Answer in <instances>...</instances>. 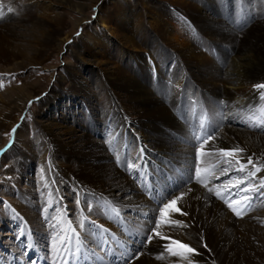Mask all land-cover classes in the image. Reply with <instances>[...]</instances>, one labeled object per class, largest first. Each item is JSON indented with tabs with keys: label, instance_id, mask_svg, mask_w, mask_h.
<instances>
[{
	"label": "bare ground",
	"instance_id": "obj_1",
	"mask_svg": "<svg viewBox=\"0 0 264 264\" xmlns=\"http://www.w3.org/2000/svg\"><path fill=\"white\" fill-rule=\"evenodd\" d=\"M18 1L13 0V3ZM98 1L92 0L94 4ZM225 1L158 0L148 4L147 0H141V3L140 0H109L108 5H100L101 13L95 18L99 29H85L78 43L74 44V48H79L75 52L77 58L84 64L95 66L96 79H90L91 75L85 79L77 76L79 66L67 65V76L58 78L63 85L61 90L52 89L44 99L45 103L40 104L50 106L60 102L56 104L60 119L43 118L38 111L39 133L48 145L44 161H48L45 170L52 182L47 186L50 198L45 195L38 203L33 200L32 189L18 188L19 201L13 207L12 216L7 209L11 221L16 219L20 227L12 221L18 229L15 238H20L19 246L28 249L22 257L38 254L46 264H64L68 253L60 247L58 254L53 240L59 247L62 236L67 245L70 231H66L65 224L74 227L72 222L84 217L79 235L82 243H75L74 236H71L72 249L80 260L74 252L69 259L76 264H97L98 260L102 264H111L114 260L120 264L125 261L130 264H187L183 256L167 252L165 246L170 241L154 236L151 242L141 243L147 241V234L155 227L158 205L183 192L185 195L177 206L187 215L170 213V218L183 221L187 227L165 225L161 232L195 248L198 254L188 257L193 264H264V223H260L264 217V205L257 200L250 212L242 211L243 214L237 216L222 199L197 183L194 173H190V168L196 167L195 148L199 146L194 137V124L199 116L206 114L213 124L211 129L216 131H213L215 139L202 149L201 167L225 159L218 149L240 147L244 149L240 154L242 162L246 164L247 158L252 157L253 163L261 166V172L255 178H249L248 183L259 186L264 178V127L250 126L252 120L249 119L250 115L255 116L259 122L260 110L264 109L261 95L264 90L253 87L264 83V19L261 18L264 12L257 11L249 17L245 15L236 24L232 11L236 4L232 0ZM137 2L143 8H138ZM25 4L26 7L21 5L25 16L20 17L0 4V61L13 62L20 69L27 63L42 65L50 49L58 50L70 40L72 32H63L65 17L55 8L70 7L77 12L83 11V4L75 0H26ZM13 8L16 10L18 6ZM84 18L74 20L72 28ZM173 57L176 64L168 67ZM37 84L32 82L14 87V92L21 96V103L40 92L41 86ZM94 87L96 98L92 96ZM65 97L68 101L63 104L61 100ZM78 101L84 106L82 113L70 112L68 106L74 107ZM86 105L90 110L85 108ZM97 106L100 110L103 108L104 117L97 118L94 112L98 110ZM222 114L228 117L222 118ZM2 115L8 117L0 107ZM5 128L6 121L0 120V136ZM16 131L17 139L13 141L12 137L10 143L0 145V149H5L0 152L1 161L15 151L16 141V153L25 151L29 153L26 158H31V137L26 136V126ZM123 138L127 142L126 148L120 147ZM111 143L114 147L110 146ZM140 147L154 162L155 184L161 190L152 196L154 203L147 199L149 190H139L128 171L123 170V166L132 163L134 170L141 173L140 182L153 190L151 168H146L140 157L144 153ZM58 155L59 161L56 162ZM21 159L20 156L18 168L30 165ZM222 161L214 171L219 179L210 177L208 186H221L217 190L227 193L222 186L229 176L220 175L221 169L217 171ZM229 166L234 172L239 167L234 162ZM250 170L252 165H247L244 172H237L245 178ZM182 174L185 181L180 179ZM15 176L7 182L9 185L17 184ZM58 179L70 186L76 197L73 204L61 195ZM169 179L174 180L173 190L168 187ZM55 182L59 184H53ZM237 188L241 196L244 195V191L240 192L241 185L231 189ZM257 193L263 195L254 191L250 197L254 198ZM87 204L93 206L91 210ZM66 205L79 215L73 212V221L70 211L64 209ZM260 207L262 209L258 211ZM40 209L43 216L32 215ZM132 212L134 216H130ZM47 217L52 219L53 226L38 225ZM122 220L139 238L130 249L133 254L140 252L136 259L128 257L119 247L122 242L131 244L124 236L127 227L124 225L121 232L118 228ZM106 239L109 241L103 244ZM90 244L101 246L100 256H95L93 261L89 256L95 251ZM10 249L11 255L14 254L15 247ZM52 249V254H44Z\"/></svg>",
	"mask_w": 264,
	"mask_h": 264
},
{
	"label": "rangeland",
	"instance_id": "obj_2",
	"mask_svg": "<svg viewBox=\"0 0 264 264\" xmlns=\"http://www.w3.org/2000/svg\"><path fill=\"white\" fill-rule=\"evenodd\" d=\"M24 1L26 2V0H20L18 1V3L17 2L13 3V0H0V4L2 5V7L5 8V10H8L9 8H11L12 9L11 12L14 13V16L16 15V17L17 16L20 17L22 15L25 16V13H24L25 10H23L22 9L23 7L21 6V5L25 7L27 6ZM75 1L81 2L83 4L82 13L74 11L73 9H70V7L55 8V11L60 12L65 17L63 26H65L66 29L63 32L65 33L72 32V35L70 34L71 35L70 40L60 45L58 47V50L50 49L48 52L49 55L47 56V58L45 59L42 65L34 64V62L27 63V65L24 68L20 69L16 67L17 65H15V63L13 62L6 63V62L0 61V95L3 94L4 91L9 89L8 92L4 96H0V107L3 109V113L8 114L7 118H4L3 115L0 116V120L6 121V128L4 129L3 135L0 136V145L3 142H6V143L9 142V140L12 137H13V141L17 139V131L11 137L6 135V133L10 132L13 127H16V129H18L24 125L26 126V131H27L26 136L31 137L29 149H30V153H32L33 155V157L31 155V158H26V156H28L29 153H26L25 151H22L20 154L16 153V144H17V141H16L14 143L15 151L12 152V154H8V157L3 159L2 161L0 160L1 162L0 163V201H7L9 205V207L6 208L3 204H0V217H3L2 218L3 221L0 219L2 221V222L0 221V236L2 233V238H0V240L3 242L6 241V243H10L14 240L15 228L13 229L14 225L12 221L14 222L16 219L11 221L12 217L10 218L9 213L12 216V210L15 208V203L17 204V202L19 201L17 189L18 188L32 189L33 194L35 196L33 200L35 201L37 200L38 203L42 201V198L45 195L48 196V198H50V189L47 186H51L52 182L49 180L48 174L45 170V164L47 160L44 161L45 157H47L45 153V149L48 147V145L46 142L47 140H45L43 136L39 133L40 132L39 123L37 122V119H38V111H39L40 114L43 116V118L49 117V119L55 118L56 120H59L61 116L59 112H57L58 110L56 108V104H60V102L52 103V105L50 106H47V104H43L42 106H40V104H42V102L45 103L44 99L48 97L52 89H55L57 91L61 90L63 85L61 84L62 82L59 83L58 80L60 79V76H64V78L67 76L65 67L69 64L73 65L74 68H77L79 66L77 70L79 69L80 73H76L77 76H82V78L85 79L91 75L90 79L92 80H95L97 76V72L95 71L96 69L95 66L91 64L90 65L84 64L80 58H77V54H75V52L79 48L78 47L74 48L75 46L74 44L78 43L81 37V33L85 29H88V30L92 28H95V30L99 29V26L95 24V18L99 13H101L99 11L100 5L102 3H105L106 5H108L109 0H99L98 2H95V4L92 2V0H75ZM131 1L133 2V0ZM147 1H148V4H149V1L151 2L153 1L152 3L158 2V0H147ZM232 1L236 4V7L232 9V11H234V19H235L234 21L236 22V24H238V21L240 19L245 18V15L249 17L257 11L259 12L263 10L262 12H264V0H232ZM140 3H141V0H140ZM140 3L138 2L136 3L137 6L139 5L138 8H143ZM15 5H16V8L18 6L16 10L13 8ZM84 16H86V18H84ZM80 18L82 19L84 18L85 20H82V23H79V25H77L76 28H72V22ZM261 18L264 19V13L261 16ZM230 25H232V23H230ZM115 41L118 44L116 39ZM216 51L217 49L214 48L213 52L215 54L217 53ZM173 58L174 59H172V61L170 62V66L168 67H172L173 65L176 64V59L175 57ZM9 67H13L14 69L9 68ZM154 73H152V76L156 74ZM32 82H38L37 85L41 86V88H39L40 92L36 94L35 97L33 96L30 99H26V102L24 101L23 103H21V96L17 95L14 92V87H19V86H22L23 84H28ZM94 89L95 90L93 91V94L92 93L90 94H92V96L96 98L97 97V94L95 93L96 87H94ZM98 94H100V90ZM180 95L181 93H179V96ZM67 101H68L67 97H65L64 99L61 100V103L64 104ZM80 102L79 101L75 102L76 105L74 107L68 106L69 108L68 110L70 112L73 110L72 113H75L77 111L82 113V111L84 110V106L81 105L82 102L81 103ZM103 106H105V103H103ZM88 107H89L88 105L85 106V108L90 110V108ZM99 107H98V110H94V112L97 115V118L104 117V111L102 110L103 108L100 110ZM89 113L93 115L92 112H89ZM221 117L226 119L228 115L222 114ZM66 124L69 125V123H66ZM35 134L37 135L36 137H35ZM98 134L96 135L98 136ZM101 140H104V139L101 138ZM105 144L107 143L105 142ZM11 146H12V143H11ZM20 156L22 158L21 161L24 160L27 163H30V165L29 164L24 165L23 168L19 167L20 168L19 169L17 161L19 160ZM59 157H60L59 155H58V158L56 156L55 158L56 162L59 161L58 160ZM220 161H222V158L219 159L217 162L219 163ZM221 166H224V167H221ZM218 168L219 169H217V171L220 169L222 170L223 168L229 169L227 173V176H229V178L227 177L225 178L226 182L233 180V178L244 179L243 178L244 175H241L237 171L235 172L232 171L229 164L221 163L220 167ZM11 169H13L14 171H12ZM14 174L16 175L15 177L17 178L18 182L14 186L12 184L9 185L7 182L10 181L11 177ZM58 177H60V175H58ZM225 181L224 182L222 181L223 184H226ZM58 182L60 184L56 182L53 184H59L58 186H60L62 189V191L60 192L63 198H68L69 199L68 202L70 204H73L76 197L74 193L71 191L70 186H68L67 183L62 182V179L61 180L58 179ZM248 184L249 183L247 180L245 181V183L240 184L241 186H243L240 192H242L243 189L246 188ZM240 185H238L237 187H240ZM5 192H7L6 195H4ZM249 192L247 193L243 192V193L244 195L246 194L248 196L254 193V191H249ZM237 193H238L237 190H232V192L229 193V195L227 196L228 200H233L235 198H238L236 196ZM257 200L259 201L258 203H261L262 205H264L263 203L264 194L261 195L257 193L256 196H254L253 202L255 201L257 202ZM54 208H56V206H54ZM7 209L9 210V213ZM64 209H67V211H70L69 216L72 220L74 219L75 215H78L76 211L70 206L66 205ZM261 209L262 207L257 208L258 211ZM40 211L41 209L36 213H32V215L36 216V214H38L39 216L40 215L43 216ZM53 211L54 210L49 212L50 215L52 214ZM73 212H75L74 216H72ZM47 219H49L48 224H45ZM47 219L43 218L44 223H42L41 221L38 225L43 224V226H49V225L53 226L54 222L52 223V219L48 217ZM260 223L262 224L264 223V217H263V221H261ZM15 226L19 227L16 224V221H15Z\"/></svg>",
	"mask_w": 264,
	"mask_h": 264
},
{
	"label": "snow or ice",
	"instance_id": "obj_3",
	"mask_svg": "<svg viewBox=\"0 0 264 264\" xmlns=\"http://www.w3.org/2000/svg\"><path fill=\"white\" fill-rule=\"evenodd\" d=\"M9 12L12 11L11 8L8 9ZM253 87L259 90H264V83L261 84H256ZM262 98H264V93L261 94ZM31 103V102H30ZM223 103V102H221ZM261 118L259 122H257V119L255 116H249V119L252 120V124L250 126L252 127H264V109H261ZM23 119V118H22ZM201 127H203V122L201 123ZM214 132L216 131L215 129L213 130ZM16 132V127H13L10 132L6 133L9 137L13 136ZM215 137L213 134L209 133L206 138L201 137V136H196L195 140L199 143V146L195 148V160H196V167H195V180L197 183L201 184L202 186L207 188V191L209 193L214 194L218 199H224L222 195V191L217 190V187L221 186H216L213 185L211 187L208 186V178L213 177L215 179H219V177H215L214 175V170L208 169V168H203L201 167V158L204 155V152H202V149L205 148L206 145H209V142L214 140ZM11 142V141H10ZM5 149H0V152H4ZM218 152L220 156L224 157L225 159L222 161L224 164H229L231 165L233 162L238 165L237 171L239 172H244L247 168V165H252V170L248 172V176L245 177L244 179H238V178H233V180L228 181L225 185L222 186L224 191H229L232 187H236L240 184L245 183L246 180L249 178H255L256 174L261 172V166L254 164L252 157L247 158V163L245 164L244 162L241 161L240 159V154L244 152L243 148L240 147H235L232 149H226V148H220L218 149ZM131 167V165H129ZM229 169L228 168H223L220 171V175H227ZM191 179V178H190ZM191 191V189H189ZM245 193L249 191H260L262 194H264V178L261 179V182L259 186H256L254 184L249 183L246 188L243 189ZM167 195V194H166ZM185 195V193L181 192L179 195H173L171 199H168L166 203H162L158 205L159 209V214L155 216V227L151 228V233L147 234V241H141V243H146V242H151L155 237H159L162 240H167L170 241L168 244H166V250L169 254L171 255H180L183 256L187 264H193V261L189 259V255L192 254H198L197 250L193 247H190L187 243H182L180 240L173 239L167 235H163L161 232V228L165 225L168 226H182V227H187L186 224L183 223V221H180L178 219H171L170 218V213H179L180 215H187L186 212H183L180 207L177 206V202ZM253 197H250L248 195H243L239 199H233V200H228L224 199V203L227 205L229 209H231L237 216L242 215V211L240 209V205L242 203L244 204H249ZM79 203V201H77ZM0 204H3L6 208L9 207L7 201H0ZM92 205L88 204L89 210L92 209ZM14 211V210H13ZM144 215L147 216V213H144ZM149 220L152 219V217H148ZM79 240V236L77 237ZM65 238L60 237L59 238V247H64L67 250V245L64 243ZM207 247V245H204ZM53 247L56 249L57 253H59V247H57V241L54 239L53 240ZM79 252V248L76 250ZM129 255L133 258L136 259L139 257L140 252L136 251L134 254L129 253ZM65 264H71V261L65 260ZM125 264H130V261H125Z\"/></svg>",
	"mask_w": 264,
	"mask_h": 264
}]
</instances>
